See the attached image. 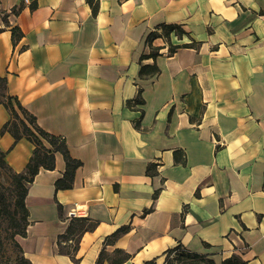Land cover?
Returning <instances> with one entry per match:
<instances>
[{
  "label": "crops",
  "instance_id": "crops-1",
  "mask_svg": "<svg viewBox=\"0 0 264 264\" xmlns=\"http://www.w3.org/2000/svg\"><path fill=\"white\" fill-rule=\"evenodd\" d=\"M3 13L8 93L81 161L70 188H54L58 152L28 186L15 240L32 264H110L115 249L129 253L120 264H167L177 243L215 264H264V0H0ZM161 23L179 32L158 34V55L140 60ZM153 63L158 73L141 78ZM9 116L0 104V130ZM32 149L0 132L13 171ZM79 215L97 225L74 262L57 236Z\"/></svg>",
  "mask_w": 264,
  "mask_h": 264
},
{
  "label": "trees",
  "instance_id": "trees-1",
  "mask_svg": "<svg viewBox=\"0 0 264 264\" xmlns=\"http://www.w3.org/2000/svg\"><path fill=\"white\" fill-rule=\"evenodd\" d=\"M92 2V0H89ZM18 9V8H17ZM16 8H12L11 12L17 13ZM93 12H96L95 5L92 6ZM161 29L162 32H157ZM178 30L175 24L168 25L165 23L159 24L154 30L146 35L145 44L148 46L149 52L140 56V60L146 56L156 57L158 50L152 46L151 41L158 34L168 36L170 31ZM1 30V29H0ZM22 32L16 27L11 28V40H16L21 37ZM171 51L173 48H170ZM159 69L156 64H141L139 76L146 78L148 75L158 73ZM136 103H142L143 99L139 95L134 100ZM128 105L129 101L126 102ZM0 104L5 106L10 114L9 118L1 125V133L8 131L13 139L17 141L20 137H24L33 144L31 156L29 157L24 169L20 172H15L5 161L4 152L0 150V172L7 170L10 178L9 187L5 188L0 182V264H32L31 261L22 253V248L15 236H23L26 232L28 224V211L24 203V196L30 183L39 171L40 168L51 169L54 166L55 152L62 155L64 159V171L60 178L55 179V190L70 188L73 184V176L81 163L79 159H75L68 152L66 139L63 136L55 135L47 132L36 122L34 114L27 111L19 99L10 95L7 91V83L5 76H0ZM177 152L175 158L177 159ZM150 168V167H149ZM147 168V169H149ZM57 210H60V204L57 205ZM65 231L57 236L58 252L68 254L70 258L77 262L75 257L76 250L80 242V236L85 231H91L97 225L95 219L88 216H71L67 222ZM127 226L115 230L110 237H117L122 232L126 231ZM3 234V235H2ZM12 246V251L6 249V242ZM116 256L111 260L110 264H120L129 257V253L124 250L115 249ZM100 258L97 260L98 264ZM164 263L167 264H215L211 258L206 255L191 252L181 243H177L169 247L164 252ZM143 264H156L155 258L144 261ZM222 264H244V261L237 255H231L224 258Z\"/></svg>",
  "mask_w": 264,
  "mask_h": 264
},
{
  "label": "rangeland",
  "instance_id": "rangeland-1",
  "mask_svg": "<svg viewBox=\"0 0 264 264\" xmlns=\"http://www.w3.org/2000/svg\"><path fill=\"white\" fill-rule=\"evenodd\" d=\"M6 16V13H3L0 17H2L4 19V17ZM9 178H10V175H9V172L7 170H2L0 172V182L4 184V187L7 188L9 187L10 183H8L9 181ZM3 235V234H2ZM6 242V241H5ZM6 245V249L7 251L11 252L12 251V246L10 245V243L6 242L5 243Z\"/></svg>",
  "mask_w": 264,
  "mask_h": 264
}]
</instances>
